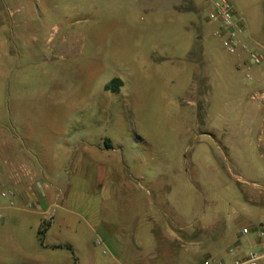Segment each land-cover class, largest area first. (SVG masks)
I'll list each match as a JSON object with an SVG mask.
<instances>
[{
	"label": "rangeland",
	"instance_id": "374dc122",
	"mask_svg": "<svg viewBox=\"0 0 264 264\" xmlns=\"http://www.w3.org/2000/svg\"><path fill=\"white\" fill-rule=\"evenodd\" d=\"M179 1L40 0L24 18L8 13L7 42L1 45L0 133L34 162L46 145L49 176L59 182L61 176L67 179L57 172L65 152L91 151L87 169L69 177L76 201L90 198L91 204L70 203L78 226L49 237L69 241L80 264H89L91 254L97 264H107L103 229L111 227L118 239L130 241L121 233L134 217L148 226L146 219L155 215L193 233L201 222L209 235L159 237L153 253L139 252L149 264L219 260L236 245L242 227H264V135L251 142L254 150H239L222 128L224 82L248 85L250 79L213 35L217 23L208 22L203 0H191L187 8ZM227 1L232 9H264V0ZM207 76L214 78L211 91L204 87ZM113 79L121 85L105 90ZM117 152L125 166L146 176L151 171L157 184L172 188L169 208L156 194L155 205L138 209V194L127 187L143 182L118 170L111 175L105 166ZM180 185L182 194L175 196ZM12 230L21 231L20 226ZM155 231L161 233V224ZM21 234L20 240L29 237L26 229ZM1 235L0 247H8ZM6 255L0 248V264Z\"/></svg>",
	"mask_w": 264,
	"mask_h": 264
},
{
	"label": "crops",
	"instance_id": "0c3cea01",
	"mask_svg": "<svg viewBox=\"0 0 264 264\" xmlns=\"http://www.w3.org/2000/svg\"><path fill=\"white\" fill-rule=\"evenodd\" d=\"M38 1L40 0H0V62H3L1 61L3 60L1 45L7 42L8 13L14 10V12L24 14L19 19L24 18L26 14L33 13L34 6ZM179 3L185 8L193 6L191 0H180ZM233 10L236 16L235 21L244 29V33L239 37V42L252 49L255 46L258 47L263 54V61L260 65L250 68L248 85L236 84L235 81L224 82L226 117L223 119L222 128L229 131L231 137L233 136L238 141V144L235 145L236 148L250 151L254 150L251 143L254 138L264 135V9L255 13L247 11L245 7ZM218 29L219 25L217 23V26L213 28V35L221 38L217 34ZM233 55H235L238 66L243 67V70H245L244 64L247 63V55L240 50ZM204 79L207 81L204 86L205 90H207L206 86L208 84L211 91L214 86V78L207 76ZM49 128L51 129L50 135H53V127ZM103 142L107 143L108 147L105 146L107 149L111 148L108 139ZM41 148V160L34 162L19 149L18 144L9 135L0 133V189L13 192L15 204L17 203L11 207L8 206L6 201L0 202V213L2 215L0 234H2L1 237L4 238L3 241L8 246L0 247L7 252L1 264H80L75 256L76 250L69 241L54 240L49 239V237H54L56 233L61 231H74L79 224L78 216L69 209L68 205L81 202L84 198L78 196L79 201H76L77 195H75L69 177L80 174L84 168V170L87 169L85 157H89L91 151L84 147L80 148L79 151L72 148L65 152L57 172L65 174L67 179L64 180V177L61 176L59 182L58 177L54 179L49 176L52 170L49 164L47 146L43 144ZM119 154L117 152V154L114 153L109 156L105 166L112 171L111 175L118 170V172H124L136 181L143 182L142 184L131 182L130 186L127 187L128 191L138 194L136 201L134 200L138 209H144L145 207L150 209V206L155 205L156 194L159 204L162 207L167 206L169 208L174 200L171 195L172 188L165 184H157L155 174L151 171L146 176L145 172H135L133 171L134 167L125 166L123 155L120 152ZM119 163L121 166H119ZM114 168H116V171H114ZM131 172H135V175L132 176ZM162 191L165 193L162 194ZM181 194L182 187L180 185L175 192V196ZM83 196L86 198L85 194ZM84 201L90 206V198ZM28 203L31 204L30 208H26ZM22 213H25V215H21ZM142 219L134 217V224L122 228L121 236L123 238L125 235L128 236L131 238L130 241L118 239L110 232L111 227L103 229L104 231L101 233L104 236L103 245L105 248H103V251L105 250V253L110 254V260L107 264H123L122 260L135 264H149L148 261L143 262L139 252L140 250L143 251V248H148L149 253H153V248H156V243H158L156 239L159 237H171L178 240L180 237L192 235L201 236L202 238L209 236L206 234V227L201 222H197L199 226H196L193 233L191 230L187 232V227L182 225L173 226L170 223L171 225L168 226L164 218L160 220L155 215L146 219L149 222L148 226L142 225L144 221ZM84 220L87 229L91 232V216L87 214ZM163 222L164 225H162ZM157 224H161V233L158 234L155 231ZM16 226H20L21 231L23 229L27 230L29 236L27 240L19 239L22 235L21 231L20 233L13 232L12 228ZM39 231L41 232L40 235L38 234ZM239 232L236 233V245L228 247L237 248L236 256H242L245 249L257 248L258 243L253 237H241ZM126 248H131L129 253H126ZM92 255L89 264L96 263ZM233 258L234 256L226 253L220 259L231 263Z\"/></svg>",
	"mask_w": 264,
	"mask_h": 264
},
{
	"label": "built area",
	"instance_id": "2783aa9c",
	"mask_svg": "<svg viewBox=\"0 0 264 264\" xmlns=\"http://www.w3.org/2000/svg\"><path fill=\"white\" fill-rule=\"evenodd\" d=\"M202 5L207 8V20L216 22L219 25L217 34L221 37L222 47L230 54H236L240 50L247 55V63L244 64L245 76L250 79V68L261 64L263 54L239 42V37L244 33V29L235 21V14L227 0H203ZM1 201H6L8 206H14L15 198L13 192L0 189ZM30 207L31 204H26V208ZM1 222L2 215L0 213V225ZM239 235L241 237H253L258 242L257 248L247 250L242 256H236L237 248H228L227 254L234 256L231 263H227L222 259L205 258L196 264H264V227L254 229L242 227ZM96 243L101 244L99 241ZM103 253H105V250Z\"/></svg>",
	"mask_w": 264,
	"mask_h": 264
},
{
	"label": "trees",
	"instance_id": "16d2710c",
	"mask_svg": "<svg viewBox=\"0 0 264 264\" xmlns=\"http://www.w3.org/2000/svg\"><path fill=\"white\" fill-rule=\"evenodd\" d=\"M111 84H114V85H117V86H119V85H121V81L119 80V79H113L110 83H108L107 85H105V90H110V88H111ZM113 92H116V91H113ZM104 145L106 146V147H108V145H107V143H104ZM39 235L41 234V232L39 231V233H38ZM67 248H69V249H71L69 246H66Z\"/></svg>",
	"mask_w": 264,
	"mask_h": 264
}]
</instances>
